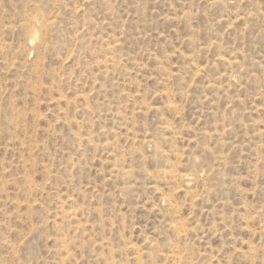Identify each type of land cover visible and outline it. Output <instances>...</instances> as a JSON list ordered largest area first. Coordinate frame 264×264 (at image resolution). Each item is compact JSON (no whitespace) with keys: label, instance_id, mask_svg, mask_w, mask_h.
<instances>
[{"label":"rangeland","instance_id":"374dc122","mask_svg":"<svg viewBox=\"0 0 264 264\" xmlns=\"http://www.w3.org/2000/svg\"><path fill=\"white\" fill-rule=\"evenodd\" d=\"M0 264H264V0H0Z\"/></svg>","mask_w":264,"mask_h":264}]
</instances>
